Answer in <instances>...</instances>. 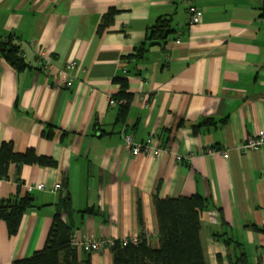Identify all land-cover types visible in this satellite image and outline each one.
<instances>
[{"label":"crops","instance_id":"obj_1","mask_svg":"<svg viewBox=\"0 0 264 264\" xmlns=\"http://www.w3.org/2000/svg\"><path fill=\"white\" fill-rule=\"evenodd\" d=\"M195 4L203 18L192 26L180 0H0V40L13 38L25 63L18 70L0 45V146L57 163L20 174L10 165L0 179V201L35 196L16 235L0 220V264L41 251L67 198L62 219L77 241L143 237L157 249V195L206 200L207 264H264V232L255 230L264 228V146L243 150L264 133V0ZM162 18L172 21L166 45L136 59ZM124 134L153 151L135 156ZM89 255L114 264L110 248Z\"/></svg>","mask_w":264,"mask_h":264},{"label":"trees","instance_id":"obj_2","mask_svg":"<svg viewBox=\"0 0 264 264\" xmlns=\"http://www.w3.org/2000/svg\"><path fill=\"white\" fill-rule=\"evenodd\" d=\"M113 15L111 12L105 17L104 25L112 23ZM172 33L171 19H160L150 30L148 41L139 49L135 55L136 59L143 58L148 47L165 46ZM0 45L4 57L14 67L18 70L25 67L13 38L0 40ZM121 83L122 91L125 92L128 84L126 81ZM53 133V129L47 131L46 138H52ZM10 165H15L17 173L20 174L24 166L56 167L57 163L51 158L37 155L34 149L20 154L15 151L13 143H3L0 146V179L8 178ZM34 203L33 194L21 197L19 192L12 198L0 201V220L6 222L11 236L18 233L24 215L34 208ZM155 207L159 224V247L152 248L143 237L135 244L123 246L117 243L112 248L114 264H207L200 239L201 214L207 208L206 200L200 195L177 199H160L157 195ZM63 211L67 213L72 211L69 198L64 200L62 207L54 216L44 248L29 259L14 264H92L90 255L73 245L74 228L62 219ZM255 230L264 232V228L260 227H255ZM81 252L86 255L84 258L80 257ZM242 260L243 257L237 264H248L245 259Z\"/></svg>","mask_w":264,"mask_h":264},{"label":"built area","instance_id":"obj_3","mask_svg":"<svg viewBox=\"0 0 264 264\" xmlns=\"http://www.w3.org/2000/svg\"><path fill=\"white\" fill-rule=\"evenodd\" d=\"M184 2L189 4V23L190 25H198L202 22L203 14L201 11L198 9V7L195 4V0H183ZM177 44H181V40H177ZM39 63L42 67V69L45 72H50L54 68L52 65V61L50 58H47L45 54L41 53L39 55ZM76 66L75 63H72L69 65V68L74 69ZM63 81H64V87L68 90H70L73 86V80L68 77V74L63 73L62 75ZM124 144L125 146L132 151V153L135 156H139L142 153L145 154H151L153 149L151 148L152 146L149 143L146 144H136L134 142V138L132 135H127L124 134ZM261 146H264V133H261L258 135V137H251L247 140L246 144L243 147L244 151H250L253 149H257ZM156 155H159V150H154ZM214 151H210V153H213ZM223 157L227 159L229 157L228 154H224ZM178 160H181V157H177ZM38 190H44L45 186L44 185H38L36 187ZM139 238L134 237L131 239H123L121 241H116L113 239H107V238H98V239H87L85 241H77L76 239L73 238V245L79 248L82 252L84 253H97L100 252L106 248L112 249L117 245V243H121V245L126 246L129 243H138Z\"/></svg>","mask_w":264,"mask_h":264}]
</instances>
